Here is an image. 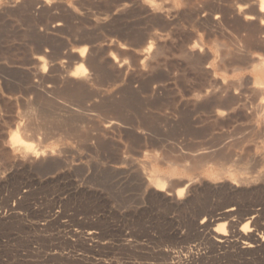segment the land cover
I'll return each mask as SVG.
<instances>
[{
  "label": "rangeland",
  "instance_id": "rangeland-1",
  "mask_svg": "<svg viewBox=\"0 0 264 264\" xmlns=\"http://www.w3.org/2000/svg\"><path fill=\"white\" fill-rule=\"evenodd\" d=\"M263 3L0 0V264H264ZM198 143L237 168L165 158Z\"/></svg>",
  "mask_w": 264,
  "mask_h": 264
},
{
  "label": "bare ground",
  "instance_id": "bare-ground-1",
  "mask_svg": "<svg viewBox=\"0 0 264 264\" xmlns=\"http://www.w3.org/2000/svg\"><path fill=\"white\" fill-rule=\"evenodd\" d=\"M257 1V0H256ZM253 2V1H252ZM248 4V3H247ZM250 5V4H249ZM253 5V4H252ZM240 6V5H239ZM244 6H246V5H244ZM243 6V7H244ZM249 7V6H248ZM251 7V6H250ZM252 8V7H251ZM235 9V8H234ZM250 9V8H249ZM243 10H245V9H243ZM233 11V10H232ZM251 12V11H250ZM259 12L260 13H263L264 14V3L261 5V7H260V9H259ZM236 13L237 12H235V13H233V14H235L236 15ZM252 14V13H251ZM253 14H255V13H253ZM262 14V15H263ZM256 15V14H255ZM263 17H264V15H263ZM247 18L248 19H253L254 17L253 16H251V15H249V16H247ZM242 21H243V18H242ZM254 22V21H253ZM262 24H264V19H263V23ZM59 26V25H58ZM55 27V26H54ZM261 27V26H260ZM263 27H264V25H263ZM259 28V27H258ZM262 28V27H261ZM56 29V28H55ZM263 29V28H262ZM261 29V30H262ZM260 30V31H261ZM264 40V39H263ZM149 48V47H148ZM151 48V47H150ZM86 51V50H85ZM81 52V51H80ZM232 52V51H231ZM237 54V53H236ZM241 54V53H240ZM83 55V54H82ZM259 55H261V54H259ZM264 55V54H263ZM142 56V55H141ZM144 56V55H143ZM255 57V56H254ZM259 57V56H258ZM257 57V58H258ZM82 57H80V59H81ZM78 59V58H77ZM249 59H251L250 61H252V58H249ZM262 59V58H261ZM256 60V59H255ZM260 60V59H259ZM262 60H264V59H262ZM41 61H43V59L41 60ZM259 62V61H258ZM242 63V62H241ZM256 63V62H255ZM252 64H253V61H252ZM263 64V63H262ZM255 66V65H254ZM39 67V66H38ZM43 67V66H42ZM117 67V66H116ZM257 66H255V68H256ZM261 67V66H260ZM40 68V67H39ZM60 69V68H59ZM38 71V70H37ZM80 71V70H79ZM37 73V72H36ZM72 73V72H71ZM88 73V72H87ZM94 73V72H93ZM41 74V73H40ZM86 74V73H85ZM90 74V73H89ZM73 75V74H72ZM260 75V74H259ZM62 77V76H61ZM67 77V76H66ZM84 77V80H85V82H90V76L89 75H82L80 78H83ZM255 77H257V76H255ZM71 78H73V80H74V77H71ZM80 78H78V82H79V80L81 81V79ZM70 78L68 77V80H69ZM83 80V79H82ZM70 82V81H69ZM74 82H76V81H74ZM82 82V81H81ZM83 83V82H82ZM75 84V83H74ZM79 84V83H78ZM85 84V83H84ZM88 84H90V83H88ZM87 84V85H88ZM79 85H81L82 86V84H79ZM86 85V84H85ZM84 85V86H85ZM93 85V84H92ZM251 89V88H250ZM91 90V89H90ZM103 90V89H102ZM105 90V89H104ZM259 90V89H258ZM108 93V92H107ZM261 93V92H260ZM101 95H103V94H101ZM101 95H99V94H97V95H94L95 97H97V99L93 96V100H92V102H90L91 104L93 103L94 104V102H97L96 100H98V98L99 97H101ZM86 96V95H85ZM197 97V96H196ZM89 98V97H88ZM197 99V98H196ZM260 99V98H259ZM87 100V99H86ZM117 100V99H116ZM199 100V99H198ZM197 100V101H198ZM85 101V100H84ZM91 101V100H90ZM194 101H196V100H194ZM193 101V102H194ZM196 101V102H197ZM200 101V100H199ZM88 102V101H87ZM85 103V105H88V107H90L89 106V104L88 103ZM195 102V103H196ZM260 105H258V106H261V104L263 103V108H264V102H261V100H260ZM92 104V105H93ZM107 104V103H106ZM96 105V104H95ZM255 105H257V104H255ZM87 107V108H88ZM104 108V107H103ZM262 110V108H260V111ZM258 111H259V109H258ZM257 111V112H258ZM112 115V114H111ZM258 115H259V113H258ZM101 116V115H100ZM260 117V116H259ZM263 119L264 120V118L263 117H260V119ZM103 119V118H102ZM107 119V118H106ZM114 119V118H113ZM108 120V119H107ZM111 120V119H110ZM109 120V121H110ZM112 121H114V120H112ZM112 121H110V122H108V124L107 125H104L103 127L101 126V128H104V129H107V128H112L113 126H114V123L112 122ZM169 121V120H168ZM258 121H259V119H258ZM106 122V121H105ZM260 122V121H259ZM104 123V122H103ZM61 124V123H60ZM117 124V123H116ZM103 125V124H102ZM119 125V124H118ZM121 125V124H120ZM123 126V125H122ZM124 127V126H123ZM117 128H119V127H117ZM136 128H138V127H136ZM134 129V128H133ZM244 129V128H243ZM111 130V129H110ZM124 131V130H123ZM262 131V130H261ZM142 132V131H141ZM137 133V132H136ZM100 134V133H99ZM143 134H145V133H143ZM193 134V133H192ZM264 134V133H263ZM228 138V137H227ZM230 139V138H229ZM237 140V139H236ZM244 139H242L241 141H243ZM247 140H248V138H247ZM14 142H17V139L15 138L14 140H13ZM240 141V140H239ZM238 141V142H239ZM253 141V140H252ZM251 141V142H252ZM12 142V141H11ZM233 142V141H232ZM237 142V143H238ZM246 143H248V142H246ZM198 144H200V143H198ZM224 144V143H223ZM235 144V143H234ZM240 144V143H239ZM249 144H251V143H249ZM242 145V144H241ZM240 145V146H241ZM245 145V144H244ZM253 145V144H252ZM11 146V145H10ZM178 146V145H177ZM238 145L236 144V145H232V144H230V143H228V144H225V145H222V146H219V143H218V146L217 145H209V144H206V143H204V144H200V145H198L197 146V144H196V147H193V148H189V150H187V151H180V150H177V151H180V153L178 152L177 154H174V155H167V156H165V158L167 159V161L170 163V161L174 164V165H176V166H179V167H182L183 169H185V170H187V171H189V172H191V173H193V174H195V173H205V172H213V173H215V174H217V175H219V174H222L223 172H229L232 168H230V167H236L235 165L236 164H238L239 162H240V160H241V157H240V155H238L237 153H236V147H237ZM122 147V146H121ZM239 147V146H238ZM264 147V146H263ZM19 148V147H18ZM21 148V147H20ZM183 148V147H182ZM256 148H258L257 146H256ZM260 148H262V146H260ZM218 149V150H217ZM238 149V148H237ZM241 149V148H240ZM245 149H246V147H245ZM250 150H251V148H250ZM256 150V149H255ZM254 150V151H255ZM264 150V149H263ZM262 150V151H263ZM169 151V150H168ZM242 151V150H241ZM244 151V150H243ZM242 151V152H243ZM249 151V150H248ZM261 151V152H262ZM22 152V151H21ZM165 152V151H164ZM238 152V151H237ZM257 152V151H256ZM260 152V153H261ZM264 152V151H263ZM239 153V152H238ZM241 153V152H240ZM255 153V152H254ZM258 153V152H257ZM256 153V154H257ZM23 154L28 158V160H29V158L31 159L33 156H32V153H31V151H29V150H27V148H25L24 149V151H23ZM22 154V155H23ZM167 154V153H166ZM169 154V153H168ZM255 154V155H256ZM251 155V154H250ZM249 155V156H250ZM254 155V156H255ZM261 154H259V156H260ZM24 156V157H25ZM253 156V155H252ZM253 156V157H254ZM258 156V157H259ZM23 157V156H22ZM23 157V158H24ZM159 158V157H158ZM246 158H247V156H246ZM256 158V157H255ZM261 158V157H260ZM263 158V157H262ZM129 158H127V160H128ZM133 159V158H132ZM165 159V160H166ZM257 159V158H256ZM159 160V159H158ZM260 160V159H259ZM257 161H258V159H257ZM162 161H160V163H161ZM128 163V162H127ZM172 164V165H173ZM242 164V163H241ZM167 165H169V164H167ZM239 167V166H238ZM237 168V167H236ZM177 169V168H176ZM180 170V169H179ZM186 171V172H187ZM235 171H237V170H235ZM240 171V170H239ZM180 172H181V170H180ZM182 172H183V170H182ZM185 172V171H184ZM228 172H227V174H228ZM234 172V171H233ZM264 172V171H263ZM235 173V172H234ZM188 174V173H187ZM207 174H209V173H207ZM226 174V175H227ZM231 174V173H230ZM239 174H241V173H239ZM195 175H197V174H195ZM209 175H211V174H209ZM232 175V174H231ZM236 175V174H235ZM149 176H152V175H149ZM167 176V175H166ZM166 176H162L161 175V177L160 178H151V177H148L147 176V178L146 177H144L145 179H147V181H148V183L150 184V185H154V188H155V190H157V191H161L162 190V188H163V184L164 183H166V181H168L169 180V177H166ZM191 176V175H190ZM198 176V175H197ZM206 176V175H205ZM204 176V177H205ZM214 176V175H213ZM228 176H229V174H228ZM155 177V176H154ZM200 177V176H199ZM209 177V176H208ZM220 177V176H219ZM222 177H224V176H222ZM231 177V176H230ZM191 179H192V177H190ZM206 178V177H205ZM209 178H211V176L209 177ZM221 178V177H220ZM219 178V179H220ZM225 178V177H224ZM226 178H227V176H226ZM234 178V177H233ZM239 178V177H238ZM180 179V178H179ZM194 179V178H193ZM208 179V178H207ZM219 179H217V180H219ZM229 179V178H228ZM189 180V179H188ZM212 180V179H211ZM202 181H204V180H202ZM219 181H221V180H219ZM234 181H236L235 179H234ZM200 182V181H199ZM208 182V181H207ZM213 183V182H212ZM203 184V183H202ZM215 184V183H214ZM183 185V184H182ZM196 185H201V184H197L196 183ZM206 185V184H205ZM217 186H218V184H217ZM199 187V186H198ZM206 187V186H205ZM196 186L193 184V181H188L185 185H184V187L179 191L181 194H185V196L184 197H186V198H188L189 197V195H190V193L192 192V191H195L196 190ZM203 188H204V185H203ZM209 188V187H208ZM200 189V188H199ZM210 189H212V188H210ZM215 189V188H214ZM178 193V192H177ZM195 193V192H194ZM192 194V193H191ZM179 200V199H178ZM187 201H188V199H187ZM194 202V201H193ZM179 203V202H178ZM181 203V202H180ZM183 203H184V201H183ZM182 204V203H181ZM183 205V204H182ZM235 208L236 207H234V206H229V207H227L226 209H224L223 211H221V212H219V213H217L216 215H213L214 214V212L213 213H211L210 212V214L211 215H209V208H207L206 207V209H202V210H196L197 212L195 213V216L196 217H199L200 215H204V217L200 220V221H198V222H196L195 221V219H193V222H191V223H194V229L193 230H195V231H208L209 232V225L211 224V221L212 220H210L209 221V216H210V218H212V217H214V220H215V222L218 220H220V219H225V217H227V216H229V215H231V214H233L234 213V211H235ZM193 218H194V216H192ZM197 220V219H196ZM213 220V221H214ZM250 221V220H249ZM190 223V222H189ZM249 223V222H248ZM193 225V224H192ZM190 227V226H189ZM187 228V227H186ZM222 229H224L223 227H222ZM225 231V230H224ZM223 232V231H222ZM226 232V231H225ZM193 233V232H192ZM195 233V232H194ZM90 235H93L94 233L93 232H90L89 233ZM200 234V233H199ZM182 236V235H181ZM249 236V235H248ZM196 238V237H195ZM207 238V237H206ZM231 238V237H230ZM243 238V237H242ZM247 238V237H246ZM262 238V237H261ZM244 239V238H243ZM256 239H257V237H256ZM249 240V239H248ZM217 243H219V244H221V245H224L226 242H228L229 241V239H228V235L227 234H225V233H220V235H219V238L217 239ZM248 242V241H247ZM250 242V241H249ZM252 242V241H251ZM254 242V241H253ZM246 244V246L245 247H253L251 244H248V243H245ZM225 247V246H224ZM244 247V248H245ZM238 249V248H237ZM201 256V255H200Z\"/></svg>",
  "mask_w": 264,
  "mask_h": 264
}]
</instances>
